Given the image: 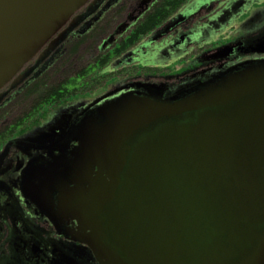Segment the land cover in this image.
Masks as SVG:
<instances>
[{
  "label": "water",
  "instance_id": "95a60500",
  "mask_svg": "<svg viewBox=\"0 0 264 264\" xmlns=\"http://www.w3.org/2000/svg\"><path fill=\"white\" fill-rule=\"evenodd\" d=\"M89 1L0 0V89ZM238 51L264 54V33ZM125 90L22 142L58 153L24 176L58 234L95 264H264V58Z\"/></svg>",
  "mask_w": 264,
  "mask_h": 264
},
{
  "label": "flooded vegetation",
  "instance_id": "af4514ba",
  "mask_svg": "<svg viewBox=\"0 0 264 264\" xmlns=\"http://www.w3.org/2000/svg\"><path fill=\"white\" fill-rule=\"evenodd\" d=\"M197 1L188 0L136 39L155 13L168 10L169 0H90L0 89V264L96 263L87 246L58 234L26 188V170L58 153L23 143L60 133L106 96L197 72L201 43L221 31L233 13L248 12L258 3L249 0L247 10L237 6L215 21L217 2L199 7ZM221 44L212 41L210 46ZM177 61L190 65L181 76L164 79Z\"/></svg>",
  "mask_w": 264,
  "mask_h": 264
},
{
  "label": "rangeland",
  "instance_id": "374dc122",
  "mask_svg": "<svg viewBox=\"0 0 264 264\" xmlns=\"http://www.w3.org/2000/svg\"><path fill=\"white\" fill-rule=\"evenodd\" d=\"M234 0H221L217 2L215 8L221 9L224 8L227 4ZM257 4L248 11L243 12L237 17L233 18L228 22L221 31L213 33L212 37L208 40V42L201 43L200 49V69L191 74L185 75L183 78L178 79H170V80H159L153 79L150 84H162L166 83L173 88H177L181 85H184L188 82L201 79L203 77L209 76L215 72H218L222 69L228 68L230 66L236 65L238 63L264 58V54H246L239 53L243 46H246L253 38H256L264 33V6L263 0H258ZM220 12H217L219 14ZM206 13H203V16H206ZM229 36V37H227ZM226 37V38H225ZM231 37H235L231 38ZM224 38V39H223ZM226 39V40H225ZM230 39V40H229ZM225 40V41H224ZM222 42V44L216 49H211V42ZM207 43V44H206ZM231 51H229L228 47ZM211 49L210 53H207L208 50ZM197 53V52H196ZM189 56L186 55L183 59L187 60ZM183 61H177L176 63L170 64L162 63L161 69H166L167 64H170L165 74L168 77L163 76V78H171L174 76L182 75V68H187L188 65ZM184 63L186 65H184ZM154 66H157L154 64ZM160 66V65H159Z\"/></svg>",
  "mask_w": 264,
  "mask_h": 264
},
{
  "label": "trees",
  "instance_id": "16d2710c",
  "mask_svg": "<svg viewBox=\"0 0 264 264\" xmlns=\"http://www.w3.org/2000/svg\"><path fill=\"white\" fill-rule=\"evenodd\" d=\"M188 0H169V4L167 6L166 12H157L153 15L151 23L146 25H142L139 32L136 34V39L140 36L148 34L150 31L154 30L161 21H163L170 14L175 12L181 5L185 4Z\"/></svg>",
  "mask_w": 264,
  "mask_h": 264
}]
</instances>
